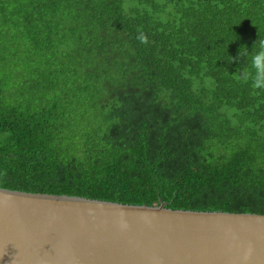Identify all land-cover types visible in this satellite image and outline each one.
I'll list each match as a JSON object with an SVG mask.
<instances>
[{"label":"trees","instance_id":"obj_1","mask_svg":"<svg viewBox=\"0 0 264 264\" xmlns=\"http://www.w3.org/2000/svg\"><path fill=\"white\" fill-rule=\"evenodd\" d=\"M30 1L57 56L0 0V187L264 214V0Z\"/></svg>","mask_w":264,"mask_h":264},{"label":"water","instance_id":"obj_2","mask_svg":"<svg viewBox=\"0 0 264 264\" xmlns=\"http://www.w3.org/2000/svg\"><path fill=\"white\" fill-rule=\"evenodd\" d=\"M0 264H264V214L0 187Z\"/></svg>","mask_w":264,"mask_h":264},{"label":"rangeland","instance_id":"obj_3","mask_svg":"<svg viewBox=\"0 0 264 264\" xmlns=\"http://www.w3.org/2000/svg\"><path fill=\"white\" fill-rule=\"evenodd\" d=\"M5 1L8 4H11L13 6H19L22 8L23 13L25 14L24 20H25L26 27L30 29L31 34H33L36 38L39 39V41L41 42L39 46L45 50L50 51L51 52L50 56L55 58L57 56L56 48L52 44V42H50V40L44 35V33L42 32L40 28L39 23L37 22L36 18L33 16L32 4H30L31 1L30 0H5ZM58 12L60 16H63L62 11H58ZM71 21L72 19L68 18V21L64 22L60 26V28L62 29V32L61 34L57 33V36H59V38L61 39L60 36L65 34V36H68L70 38L72 43L71 44L67 43V45H64L63 47H61V52L62 51L65 52V55L67 56L68 59L70 58L71 63L73 65H75V63L76 64L78 63L80 65L79 67L81 71L83 72V70L86 69V62H88L87 59H85L87 56L85 55V51L80 49L79 45L75 41L77 34L72 32L71 30V27H70ZM66 42L68 41L66 40ZM66 46H68V48ZM72 49H75V50H72ZM79 60L81 61V63L79 62ZM81 71H78L79 74L82 73Z\"/></svg>","mask_w":264,"mask_h":264},{"label":"clouds","instance_id":"obj_4","mask_svg":"<svg viewBox=\"0 0 264 264\" xmlns=\"http://www.w3.org/2000/svg\"><path fill=\"white\" fill-rule=\"evenodd\" d=\"M136 39L142 43H148V37L140 30ZM240 56L247 57V70L239 69L237 78L244 83L250 84L253 90H264V38L259 36V39L254 42L251 51L246 46L240 49ZM251 248L245 254L244 259L247 260L251 255Z\"/></svg>","mask_w":264,"mask_h":264}]
</instances>
